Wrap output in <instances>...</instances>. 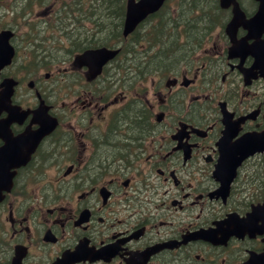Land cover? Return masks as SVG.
Here are the masks:
<instances>
[{
    "label": "flooded vegetation",
    "instance_id": "af4514ba",
    "mask_svg": "<svg viewBox=\"0 0 264 264\" xmlns=\"http://www.w3.org/2000/svg\"><path fill=\"white\" fill-rule=\"evenodd\" d=\"M68 1L52 0L47 11ZM261 10L264 0H165L148 18L169 41L167 51L150 55L149 72L158 76L149 83L37 68L15 47L0 65V177L12 164L2 154L14 149L28 160L1 192L0 264L264 262V222L247 217L264 203V159L247 158L225 198L212 176L224 130H232L229 143L264 130ZM148 38L155 41L154 31ZM42 110L57 125L38 137Z\"/></svg>",
    "mask_w": 264,
    "mask_h": 264
},
{
    "label": "water",
    "instance_id": "95a60500",
    "mask_svg": "<svg viewBox=\"0 0 264 264\" xmlns=\"http://www.w3.org/2000/svg\"><path fill=\"white\" fill-rule=\"evenodd\" d=\"M160 3L161 0L157 2H154V0H141L139 3L135 4L133 0H128L123 34L126 35L129 33L143 16L154 11ZM9 38L10 34L8 32L3 31L0 33V52L5 51L8 53V57L13 54V50L8 44ZM116 54L117 50H111L105 47L87 49L75 56L73 63L77 67L86 66L90 78H95L100 73L102 66ZM15 158L16 156L13 155V159Z\"/></svg>",
    "mask_w": 264,
    "mask_h": 264
},
{
    "label": "trees",
    "instance_id": "16d2710c",
    "mask_svg": "<svg viewBox=\"0 0 264 264\" xmlns=\"http://www.w3.org/2000/svg\"><path fill=\"white\" fill-rule=\"evenodd\" d=\"M24 1L23 4L26 3V1L28 0H22ZM30 1V0H29ZM77 3H79V0H77ZM100 4H105L107 5L106 9H101L99 10L100 12L103 11L105 13H103L102 17H104L106 20H102L100 22L97 21V25L99 28L98 31L100 32H105L107 33L108 31H112L113 29L116 28L117 23H118V13L121 12V10L119 9V4L121 3V0H101L99 2ZM23 4H19L20 6ZM75 5H77L76 3H74ZM28 5V2L27 4ZM95 11V9H94ZM98 11V10H96ZM63 28L65 27L64 25H61ZM73 38L77 39L75 42L71 43V48H73V50L71 49L70 52L78 51L81 50L85 47H90V46H95L96 44L100 43L101 41L96 40L97 38H94L92 35H89L83 31H77L74 35ZM84 42H82V41ZM33 47V52H34V57L37 59H41L44 60L45 62H41L40 65H47L49 61L52 60V58H54V56H56V52L57 51H52L46 48L42 47V43L41 42H36L34 43ZM161 50H168V47L165 48L164 43L162 44V48ZM127 51L130 53L135 52L134 47L133 46H128L127 47ZM144 58V57H143ZM136 60V61H133ZM129 62L128 65L130 64L131 66L135 67L136 69H140L142 67H148L150 65V63H142L140 61V58H127V61ZM158 63H164L163 59H158ZM127 65V66H128ZM112 78H115L116 76H118L117 74L112 75ZM133 113H129L125 116L131 117ZM126 124V123H125ZM128 126V129L130 132H137L139 130V126L134 123V122H127L126 124Z\"/></svg>",
    "mask_w": 264,
    "mask_h": 264
},
{
    "label": "rangeland",
    "instance_id": "374dc122",
    "mask_svg": "<svg viewBox=\"0 0 264 264\" xmlns=\"http://www.w3.org/2000/svg\"><path fill=\"white\" fill-rule=\"evenodd\" d=\"M100 0H98L99 2ZM12 0H0V12L2 13L4 11V5H10ZM24 1L17 0L18 4H23ZM52 0H48L46 4L39 5L37 3L33 4L30 8L27 10V18L22 19L21 16L13 17L11 14L6 15H0V25L7 24L11 26H17L16 27V38H15V44L18 47V54L19 56L22 55H29V49L27 47V42L30 40L29 36L32 34H36V29H39L40 31H43L48 25L49 21H52V12L46 11V14H41V12L46 8L49 9V5L51 4ZM102 6V5H101ZM48 7V8H47ZM100 14V13H99ZM183 18V17H182ZM28 21V26H24V21ZM61 20V18H60ZM103 20L108 21L107 19L103 18ZM63 25L66 26V23L63 22ZM30 27H33L30 31ZM65 28V27H64ZM45 33L46 35L48 34ZM57 57L62 56V52H56ZM64 66V65H61ZM116 82V81H115ZM115 93V92H113Z\"/></svg>",
    "mask_w": 264,
    "mask_h": 264
},
{
    "label": "bare ground",
    "instance_id": "6f19581e",
    "mask_svg": "<svg viewBox=\"0 0 264 264\" xmlns=\"http://www.w3.org/2000/svg\"><path fill=\"white\" fill-rule=\"evenodd\" d=\"M60 18H61L60 23H61V25H63V22H66V21H65V16L62 15ZM164 22H165V23H164L165 26H168V25L171 23V22H170L169 20H167V19H165ZM64 26H65V25H64ZM65 29H68V25L65 26Z\"/></svg>",
    "mask_w": 264,
    "mask_h": 264
}]
</instances>
